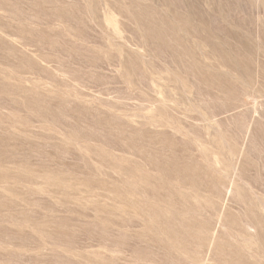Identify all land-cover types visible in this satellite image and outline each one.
Wrapping results in <instances>:
<instances>
[{
  "label": "rangeland",
  "instance_id": "rangeland-1",
  "mask_svg": "<svg viewBox=\"0 0 264 264\" xmlns=\"http://www.w3.org/2000/svg\"><path fill=\"white\" fill-rule=\"evenodd\" d=\"M0 264H264V0H0Z\"/></svg>",
  "mask_w": 264,
  "mask_h": 264
}]
</instances>
